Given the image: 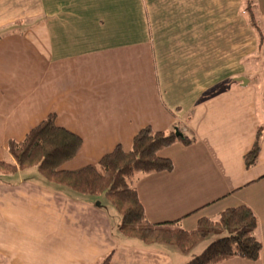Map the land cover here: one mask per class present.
Wrapping results in <instances>:
<instances>
[{
	"label": "crops",
	"instance_id": "1",
	"mask_svg": "<svg viewBox=\"0 0 264 264\" xmlns=\"http://www.w3.org/2000/svg\"><path fill=\"white\" fill-rule=\"evenodd\" d=\"M252 1L264 32V0ZM243 10L244 0H0V160L14 162L8 143L50 115L82 141L65 171L130 151L145 128L179 129L193 143L159 153L172 172L136 179L148 222L193 231L247 207L261 256L221 264H264V48ZM120 222L107 200L71 195L36 168L0 176V264L189 263L125 237Z\"/></svg>",
	"mask_w": 264,
	"mask_h": 264
},
{
	"label": "trees",
	"instance_id": "2",
	"mask_svg": "<svg viewBox=\"0 0 264 264\" xmlns=\"http://www.w3.org/2000/svg\"><path fill=\"white\" fill-rule=\"evenodd\" d=\"M243 14L258 39V50L264 48V32L252 0H244ZM174 129L168 133L141 130L133 140L130 151L118 146L96 165L76 171L63 170L64 165L78 155L82 141L56 125L50 115L21 142L10 141L8 151L14 162L0 160V176L18 170L36 168L50 183L77 197L104 196L120 216L119 232L146 245H166L182 252L194 249L213 233L226 234L210 244L204 252L187 264H221L233 258L250 262L259 260L262 244L255 236L258 219L247 207L223 212L219 219H203L193 231L179 230L177 222L152 225L148 222L139 200L136 179L140 175L169 173L174 169L169 159L159 153L177 143L191 145L193 140L177 137ZM261 151L259 133L251 152L245 156L246 167L254 166ZM112 254L100 264H110Z\"/></svg>",
	"mask_w": 264,
	"mask_h": 264
},
{
	"label": "rangeland",
	"instance_id": "3",
	"mask_svg": "<svg viewBox=\"0 0 264 264\" xmlns=\"http://www.w3.org/2000/svg\"><path fill=\"white\" fill-rule=\"evenodd\" d=\"M249 25V24H248ZM257 39V37H256ZM258 39H257V42H256V53L257 55L260 56V51L258 50ZM254 59H259V58H254ZM256 66L258 69H260V64H256L254 65ZM182 134V132H180ZM183 135V134H182ZM2 180L4 179L3 177L1 178ZM106 198L104 196H101L100 197V200L103 201V202H106L105 200ZM226 234H217L216 232L213 233L211 236H209L206 240H204L203 242H200L194 249L188 251V252H184L182 254H180L182 257H187L188 258V261L194 259L195 257L201 255L204 250L210 245L212 244L213 242H215L216 240H219L221 238H223ZM189 261V262H190Z\"/></svg>",
	"mask_w": 264,
	"mask_h": 264
},
{
	"label": "water",
	"instance_id": "4",
	"mask_svg": "<svg viewBox=\"0 0 264 264\" xmlns=\"http://www.w3.org/2000/svg\"><path fill=\"white\" fill-rule=\"evenodd\" d=\"M241 81L245 82L246 79H241ZM176 135H177V137H182L183 136L179 131H176Z\"/></svg>",
	"mask_w": 264,
	"mask_h": 264
}]
</instances>
